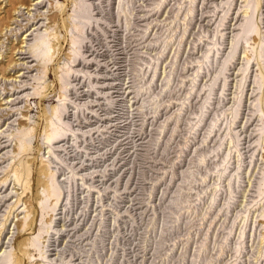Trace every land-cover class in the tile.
<instances>
[{"label": "rangeland", "instance_id": "1", "mask_svg": "<svg viewBox=\"0 0 264 264\" xmlns=\"http://www.w3.org/2000/svg\"><path fill=\"white\" fill-rule=\"evenodd\" d=\"M29 1L0 0V264H264V0Z\"/></svg>", "mask_w": 264, "mask_h": 264}, {"label": "bare ground", "instance_id": "2", "mask_svg": "<svg viewBox=\"0 0 264 264\" xmlns=\"http://www.w3.org/2000/svg\"><path fill=\"white\" fill-rule=\"evenodd\" d=\"M14 2V4H16V6L14 7V13H15V10L17 9V8H19V7H21V6H25V5H31L30 4V1L29 0H27V2H22L21 0H13ZM9 3V2H8ZM37 4V3H36ZM27 6V7H28ZM26 7V9H28ZM37 7V6H36ZM77 9V8H76ZM122 8H121V6H119V10H121ZM76 13H78L77 12V10H75V14ZM14 17L13 18H11V19H9V23H8V25L7 26H5V28H7L8 26H9V24H11L12 22H14ZM46 20L48 21V23H47V25L49 26L50 24H52L53 22H54V16L53 15H48L47 17H46ZM244 32H248V28L247 29H244ZM79 33H80V31H79ZM0 34H2V30L0 31ZM74 41V40H73ZM21 42H24V41H21ZM45 44H46V42H45V39H38L31 47H30V49H28V53L29 54H31V58L33 57V58H37V57H39L38 55L39 54H37L39 51H42V53L40 54V57H42V56H46V54H47V48H46V50H44L43 51V48L45 47ZM73 44H74V42H73ZM21 45V44H20ZM13 46V45H12ZM23 46L21 45V46H18V48L17 47H12V49H10V50H12V52H14L16 49V51H19L20 50V48H22ZM21 52V51H20ZM32 58V59H33ZM15 63V62H14ZM13 62H11L10 64H14ZM9 69V68H8ZM63 85H65V84H63ZM66 86V85H65ZM61 115V114H60ZM60 115L58 114V112H56V116H57V121L60 119L59 117H60ZM51 128H50V130H49V134L46 136V144H48L49 145V143L52 141V143H53V140H55L56 138H58L59 139V137L61 136V137H63L64 136V134L63 133H61V130H59V128L56 126V124H54V123H52V125L50 126ZM57 139V140H58ZM50 178H51V176H50ZM55 195V191H54V189H52V188H50V189H48L47 191H46V193H45V198H47L48 196H54ZM44 198V199H45ZM42 203V202H41ZM41 206V205H40ZM44 209H46V208H42V211L44 210ZM21 225H22V223L21 222H18V224H17V228H21ZM39 232H40V230H39ZM38 232V233H39Z\"/></svg>", "mask_w": 264, "mask_h": 264}]
</instances>
